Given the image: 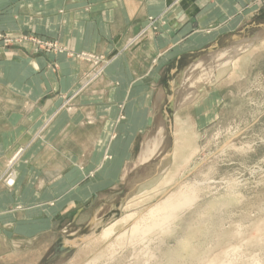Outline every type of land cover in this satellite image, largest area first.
<instances>
[{"label":"rangeland","instance_id":"1","mask_svg":"<svg viewBox=\"0 0 264 264\" xmlns=\"http://www.w3.org/2000/svg\"><path fill=\"white\" fill-rule=\"evenodd\" d=\"M207 1L212 6H207L201 28L205 40L185 54L174 44V58L165 62L167 56L162 54L156 59L157 81L152 86L135 85L145 91L144 98L159 96L161 103L152 115V125L126 141L119 178L111 172L102 187L95 182L101 172L94 170L81 182H95L82 188L88 194L91 190L90 197L72 198L74 191L64 195L60 219L47 220L48 233L36 243L46 247L40 264H264V36L260 35L264 0H227L230 7L227 4L222 13L216 12L215 0ZM45 2L16 1L20 6L14 11L6 8L7 0H0V54L46 57L50 72L63 63L64 67L81 63L83 69L76 88L56 112L10 146L0 179L5 189L14 188L21 177L28 149L50 142L46 135L56 116L75 115L74 100L103 77L114 58L78 52L67 41L42 32L37 23ZM179 3L171 0L160 13L149 15L138 33L123 44L122 52L134 51L149 37H162ZM191 30L190 37L197 27ZM243 43L248 48L235 61L216 63L221 52ZM203 59L216 67L217 78L186 90L189 98L176 110L173 104L187 72ZM146 110L141 116H146ZM85 123L92 121L87 118ZM155 140L157 149L143 161ZM11 158L16 159L13 164ZM13 176L14 185L6 186ZM182 190L193 193L192 201L176 210L164 227L132 235L133 223H141L167 194ZM78 207L83 212L73 218ZM110 228L113 234L105 239L104 232Z\"/></svg>","mask_w":264,"mask_h":264},{"label":"crops","instance_id":"2","mask_svg":"<svg viewBox=\"0 0 264 264\" xmlns=\"http://www.w3.org/2000/svg\"><path fill=\"white\" fill-rule=\"evenodd\" d=\"M16 1L21 0H7L6 8L16 11L20 6ZM109 1L46 0L41 8L37 24L42 32L67 41L78 52H100L114 58L103 77L74 100L75 115L63 112L56 116L46 135L50 142L28 149L14 188L0 186V264H40L46 247L36 243L48 233L47 220L60 219L64 195L74 191L72 198L90 197L91 190L89 194L88 189L83 191L87 184L81 182L94 170L101 172L95 182L102 187L111 172L119 178L126 141L142 135L153 121L155 98H144L145 91L135 85L152 86L157 81L156 59L162 54L167 56L165 62L174 58V44L185 54L196 50L206 38L201 28L212 1L181 0L162 37H149L134 51L122 52L123 44L138 33L144 20L160 13L171 0ZM215 1L216 12L227 11V0ZM193 25L197 30L190 37ZM6 57L0 54V179L10 146L56 112L63 98L76 88L83 69L81 63L64 67L58 61L62 66L50 72L46 57ZM142 109H149L146 116H141ZM87 118L92 121L89 125ZM95 182L91 180L87 187ZM82 212L78 207L73 218Z\"/></svg>","mask_w":264,"mask_h":264},{"label":"bare ground","instance_id":"3","mask_svg":"<svg viewBox=\"0 0 264 264\" xmlns=\"http://www.w3.org/2000/svg\"><path fill=\"white\" fill-rule=\"evenodd\" d=\"M260 35L264 36V31L261 32ZM247 48H248L247 43L245 44L243 43L236 47L229 48L226 51L221 52L216 57V60H217L216 63L219 62V64L221 65H227L232 59L234 60L236 57H238V54H241ZM223 58H224V61H221V59ZM215 68L216 67L213 66L212 62H210L209 64H206V59L200 60L199 62L195 63L190 68V70L187 72L186 77L180 86V89L178 91V96L176 97V101H174L173 107L177 110L183 105L182 103L184 101L186 102L188 100L189 98L188 93L186 96L184 94L186 90H189L192 87H196L199 84L212 81L215 76L214 74ZM215 77L217 78V75ZM160 103H161V99L159 98V96H157L154 99L153 105L151 107V113L154 114L155 111L158 110ZM160 124H161L160 129L162 130L164 126V122L162 121ZM148 125H149V121H148ZM158 145H159V141L155 140L152 143V147L145 151L143 155V161H146L154 154ZM12 158L10 162L11 164H13V162L16 161V159H13L14 161H12ZM15 179L16 177L14 176L9 178L5 183L6 186L11 187L12 185H14ZM192 198H193V193H191V191L182 190L176 194L174 193L167 194V196H165V198L162 199L163 200L162 202L153 206V208L149 210L148 215L146 216L145 219L141 221V223H139L138 225L136 223H133V227L131 229L132 235L136 236L138 234L147 233L155 228L164 227L167 224L168 220L172 218V215L174 214V212L182 208L186 204L190 203L192 201ZM112 234H113V230L112 228H110L104 232L103 237L105 239H108L109 237H111ZM120 237H123V236L121 235L118 238Z\"/></svg>","mask_w":264,"mask_h":264}]
</instances>
